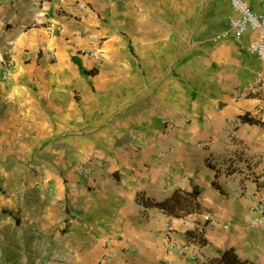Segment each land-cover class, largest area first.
I'll list each match as a JSON object with an SVG mask.
<instances>
[{"label":"crops","instance_id":"0c3cea01","mask_svg":"<svg viewBox=\"0 0 264 264\" xmlns=\"http://www.w3.org/2000/svg\"><path fill=\"white\" fill-rule=\"evenodd\" d=\"M232 14L228 0H0L1 251L19 215L83 264L104 245L108 264H206L229 247L264 264V226L243 221L264 211V84L232 96L264 64L253 32L222 36ZM174 190L196 192L188 211L135 202Z\"/></svg>","mask_w":264,"mask_h":264},{"label":"built area","instance_id":"2783aa9c","mask_svg":"<svg viewBox=\"0 0 264 264\" xmlns=\"http://www.w3.org/2000/svg\"><path fill=\"white\" fill-rule=\"evenodd\" d=\"M233 14L228 18L227 28L222 32V36L231 35L234 39H241L245 32L250 31L254 33V37L249 39L246 43L245 49L247 52L255 55L258 60L264 64V0L260 1L259 10L253 11L245 0H228ZM58 27V26H57ZM90 55L100 60L98 49H91L88 51ZM52 58L53 55L50 53ZM2 64L3 76L7 75L8 67L11 61H3L0 57ZM264 84V74H258L252 86L248 89H234L232 96L234 98L248 93L259 92L261 86ZM170 126L169 123H167ZM78 169L87 175H93V169L86 168L82 164L78 165ZM255 213H246L243 215V221L251 228H260L264 226V211L255 209ZM123 246H126V241L121 239ZM167 247L177 253H185L188 250L187 244H178L175 241L167 242ZM110 252L107 253L109 255Z\"/></svg>","mask_w":264,"mask_h":264},{"label":"rangeland","instance_id":"374dc122","mask_svg":"<svg viewBox=\"0 0 264 264\" xmlns=\"http://www.w3.org/2000/svg\"><path fill=\"white\" fill-rule=\"evenodd\" d=\"M15 220L16 224H19L17 227L19 229H16V231L14 228L12 229L14 238L12 246L8 250H0V259L2 261H11V264H83L75 262L72 251L62 247L64 246L63 244H61L62 246L57 244L60 238L56 237V235L45 234L41 236L40 234L38 236L27 225L25 226V231L28 232L23 233V229L20 232L24 221L19 215ZM53 236L58 239H54ZM16 241H19L18 244H16ZM107 249V246L104 245V249H100L97 252L95 264H108L107 260L113 255ZM108 252H110L109 255H107Z\"/></svg>","mask_w":264,"mask_h":264},{"label":"trees","instance_id":"16d2710c","mask_svg":"<svg viewBox=\"0 0 264 264\" xmlns=\"http://www.w3.org/2000/svg\"><path fill=\"white\" fill-rule=\"evenodd\" d=\"M247 120V119H246ZM248 121V120H247ZM218 188V185L214 183ZM196 192L174 190L172 194L162 200H155L153 198L144 196L142 193L136 194L135 202L144 208H157L169 215H177L179 210L188 211L190 208L189 200H194ZM189 235V234H188ZM197 242H203L201 239H194ZM206 264H250L246 261L240 260L233 248L229 247L221 251L219 254L210 257Z\"/></svg>","mask_w":264,"mask_h":264},{"label":"bare ground","instance_id":"6f19581e","mask_svg":"<svg viewBox=\"0 0 264 264\" xmlns=\"http://www.w3.org/2000/svg\"><path fill=\"white\" fill-rule=\"evenodd\" d=\"M106 210V209H105Z\"/></svg>","mask_w":264,"mask_h":264}]
</instances>
